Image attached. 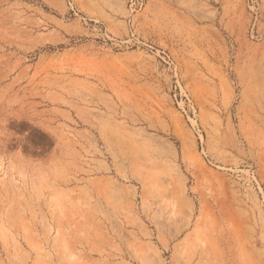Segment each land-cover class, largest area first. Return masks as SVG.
Here are the masks:
<instances>
[{
	"label": "rangeland",
	"instance_id": "374dc122",
	"mask_svg": "<svg viewBox=\"0 0 264 264\" xmlns=\"http://www.w3.org/2000/svg\"><path fill=\"white\" fill-rule=\"evenodd\" d=\"M0 264H264V0H0Z\"/></svg>",
	"mask_w": 264,
	"mask_h": 264
}]
</instances>
